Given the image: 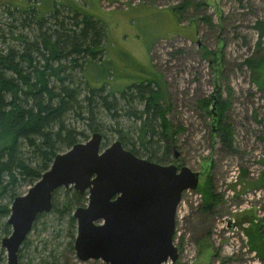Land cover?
Returning <instances> with one entry per match:
<instances>
[{"label":"rangeland","instance_id":"374dc122","mask_svg":"<svg viewBox=\"0 0 264 264\" xmlns=\"http://www.w3.org/2000/svg\"><path fill=\"white\" fill-rule=\"evenodd\" d=\"M183 1L0 0V53L8 49L21 51L26 44L35 46L41 30L36 18L49 12L53 4L84 8L104 28L103 52L92 61L101 62L102 67L96 69L90 64L86 71L89 76L68 69L71 77L65 84L76 88L80 100L90 96L86 81L101 87L99 94L110 101L114 96L116 107L110 111L98 106L89 117L85 102H81L83 118L73 112L66 121L81 133L78 142L91 137L89 124L94 122L104 135L101 149L123 135L127 149L134 147L138 157L147 159L150 153L154 154L152 162L199 171L197 189L182 193L175 213L176 264H264V256L251 246L247 234L252 229L255 236L264 239V186L259 184L260 160L264 158V76L257 83L255 74L244 64L247 58L264 55V33L260 37L254 27L256 21L264 20V0H187L192 4L184 8L179 19L171 8ZM25 3L36 8H31L33 14L38 9L36 18L30 15V20L22 21L24 14L18 8L25 9ZM195 3L201 4L196 7ZM62 11L64 15L57 19L67 21L66 11ZM45 18V26L53 29V19L48 15ZM20 33L25 35V44L18 38ZM86 61L81 58L79 63L86 68ZM154 78L163 88L161 103L166 117L174 126L182 127L175 136V152L171 150L165 157L162 144L155 139L146 148L140 145L136 130L140 121L134 114L142 110L143 103L136 97V89L129 88ZM122 91L124 98L120 97ZM216 96L228 101L220 122L232 128V150L222 145L217 121L203 109L202 100ZM99 99L92 98V105ZM211 108L213 104L208 110ZM66 150L63 146L60 153ZM208 183L219 196L211 211L203 208L199 191ZM28 187L26 183L18 184L16 190L20 195ZM73 191L72 185L54 191L53 210L36 218L18 250V264H104L99 259L82 262L76 256V222L70 223L63 205L72 199ZM7 204H11L7 197L0 199V205ZM75 208L71 207L70 214ZM10 231V226L5 231L0 225V264H7L1 238Z\"/></svg>","mask_w":264,"mask_h":264},{"label":"trees","instance_id":"16d2710c","mask_svg":"<svg viewBox=\"0 0 264 264\" xmlns=\"http://www.w3.org/2000/svg\"><path fill=\"white\" fill-rule=\"evenodd\" d=\"M191 4V1L186 0L180 6H173L171 9L180 19L184 8ZM200 4L194 5L199 7ZM27 8V10L18 8V12L24 14L25 19L22 21L26 18L30 20V15L35 18L39 15L38 9L33 14L32 9H36L35 7ZM62 10L66 11L64 17L67 21L57 19L58 16L64 15ZM10 14L13 13L10 12ZM45 15H48L50 20L53 19V29H50L48 25L45 26L48 20ZM36 19L41 30L36 35L35 46L26 44L25 49L21 51L8 49L5 54L0 53V199L7 197L10 202L19 195L16 190L18 184L32 185L48 169L54 156L63 146L68 149L78 142V136H81V133L66 121L68 115L73 112L79 119L83 118L81 102H85L89 117L96 113L98 106L106 107L110 111L116 107L114 96L110 101L108 96L99 94L101 87L86 81L90 96L80 100V94L76 88L65 84V81L70 82L71 74L68 69H78L83 74L86 73L90 64H93L96 69L102 67L101 62L99 64L92 62L103 52L105 33L100 21L93 16H88L84 8H74L69 4L60 7L53 5L49 12L43 13ZM254 27L261 37L264 33V20L256 21ZM42 28L46 31H42ZM18 38L22 44L26 43L23 33H20ZM259 43L258 41V45ZM81 58L87 59L88 67L85 68L79 63ZM244 64L255 74L254 80L260 83V79L264 78H262L264 55L257 59L247 58ZM144 83L141 81L129 86L136 89V97L143 103L142 110L137 115L134 114L140 121L136 129L138 140L140 145L146 148L155 139L156 143L162 144L165 157L170 153L175 136L182 131V127L174 126L166 117V109L161 103L164 101L163 88L157 78L146 80ZM96 96L100 99L93 106L91 100ZM124 96H126L125 92L122 91L120 97L124 98ZM202 104L203 109L212 116L213 121H217L216 131L220 142L225 149L232 150V128L220 122L228 101L219 100L216 96V98L202 100ZM210 104L214 105V109L208 110ZM98 127L94 125V122L89 124L91 132H99ZM103 136L102 134V138ZM118 140L127 149L128 141L125 136L120 135ZM127 150L135 155L138 153L134 147ZM153 156L154 154L149 153L147 160L152 161ZM260 163L262 170L259 184L263 187L264 158L260 160ZM199 191L203 197V208L211 211L219 202V196L212 191L209 183L199 188ZM71 194L72 199L64 201L63 205L67 207L66 211L72 224L75 220L70 214V209L72 206L84 205L87 194L76 191ZM9 213V204L0 205V218H7ZM0 225L7 231L9 225L6 221L3 223L0 221ZM247 234L251 246L263 257L264 239L259 238L262 236H255L252 229H248Z\"/></svg>","mask_w":264,"mask_h":264},{"label":"water","instance_id":"95a60500","mask_svg":"<svg viewBox=\"0 0 264 264\" xmlns=\"http://www.w3.org/2000/svg\"><path fill=\"white\" fill-rule=\"evenodd\" d=\"M101 142L102 135L93 132L88 140L58 152L40 178L12 199L6 219L11 231L1 238L7 264H18V250L37 216L50 211L53 192L70 185L76 192H87L88 199L72 212L74 250L80 261L173 264L178 260L175 213L182 193L197 189L199 171L138 157L119 140L104 149Z\"/></svg>","mask_w":264,"mask_h":264},{"label":"flooded vegetation","instance_id":"af4514ba","mask_svg":"<svg viewBox=\"0 0 264 264\" xmlns=\"http://www.w3.org/2000/svg\"><path fill=\"white\" fill-rule=\"evenodd\" d=\"M171 150H173V146L171 147ZM171 150H170V151H171ZM173 151H174V150H173ZM174 152H175V151H174ZM51 163H52V162H51ZM170 164H171V163H170ZM172 164H173V163H172ZM50 165H51V164H50ZM48 168H49V167H48ZM177 168H178V167H177ZM46 170H47V169H46ZM46 170H45V171H46ZM40 176H41V175H40ZM39 178H40V177H39ZM39 178H38V179H39ZM38 179H37V180H38ZM73 190H74V189H73ZM74 191H75V190H74ZM83 193H86V192H83ZM86 194H87V193H86ZM87 201H88V199H87ZM87 201H86V203H87ZM80 206H84V205H80ZM77 207H78V206H77ZM51 208H52V198H51ZM50 210H51V209H50ZM71 215H72V214H71ZM37 217H38V216H37ZM33 224H34V223H33ZM32 227H33V226H32ZM31 230H32V229H31ZM74 239H75V238H74ZM73 247H74V243H73ZM75 253H76V252H75ZM76 256H77V255H76Z\"/></svg>","mask_w":264,"mask_h":264},{"label":"crops","instance_id":"0c3cea01","mask_svg":"<svg viewBox=\"0 0 264 264\" xmlns=\"http://www.w3.org/2000/svg\"><path fill=\"white\" fill-rule=\"evenodd\" d=\"M10 1H11V0H10ZM26 4H27V3H25V4H24V6H25V7H26V9H27V6H26ZM19 5H20V4H19ZM53 5H54V4H53ZM53 5H52V7H53ZM20 6H21V5H20Z\"/></svg>","mask_w":264,"mask_h":264},{"label":"built area","instance_id":"2783aa9c","mask_svg":"<svg viewBox=\"0 0 264 264\" xmlns=\"http://www.w3.org/2000/svg\"><path fill=\"white\" fill-rule=\"evenodd\" d=\"M164 264V263H163Z\"/></svg>","mask_w":264,"mask_h":264}]
</instances>
